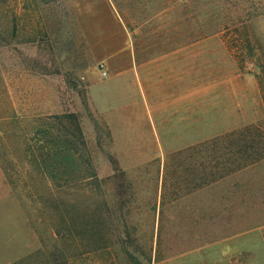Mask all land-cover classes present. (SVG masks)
Segmentation results:
<instances>
[{
    "label": "rangeland",
    "instance_id": "1",
    "mask_svg": "<svg viewBox=\"0 0 264 264\" xmlns=\"http://www.w3.org/2000/svg\"><path fill=\"white\" fill-rule=\"evenodd\" d=\"M128 1L0 0V196L39 237L28 256L264 264V159L209 183L178 154L264 133V0H155L153 20Z\"/></svg>",
    "mask_w": 264,
    "mask_h": 264
},
{
    "label": "trees",
    "instance_id": "2",
    "mask_svg": "<svg viewBox=\"0 0 264 264\" xmlns=\"http://www.w3.org/2000/svg\"><path fill=\"white\" fill-rule=\"evenodd\" d=\"M53 118L61 119L62 117ZM68 121L71 128L61 126L62 123L58 120L57 124L61 129L55 130L54 133L55 149L66 153L77 152L71 143V139L77 138L83 144L82 135L77 122L75 120ZM178 154H183L186 156L185 158L193 161L195 158L201 157L202 162L206 164V166L202 165V179L211 183L264 159V133L258 126H249L239 131L230 132L221 138L207 140ZM214 161H216L215 165H212ZM19 264H33L32 256H28Z\"/></svg>",
    "mask_w": 264,
    "mask_h": 264
},
{
    "label": "crops",
    "instance_id": "3",
    "mask_svg": "<svg viewBox=\"0 0 264 264\" xmlns=\"http://www.w3.org/2000/svg\"><path fill=\"white\" fill-rule=\"evenodd\" d=\"M130 7L125 11V18L143 17L155 19V0H129ZM140 3V6H138ZM132 4L137 7L131 9ZM147 7V11L141 10ZM142 5V6H141ZM148 27V26H146ZM154 28V27H151ZM2 181L0 175V182ZM41 247L35 230L26 222L18 201L11 195L0 196V264H13L31 255Z\"/></svg>",
    "mask_w": 264,
    "mask_h": 264
},
{
    "label": "built area",
    "instance_id": "4",
    "mask_svg": "<svg viewBox=\"0 0 264 264\" xmlns=\"http://www.w3.org/2000/svg\"><path fill=\"white\" fill-rule=\"evenodd\" d=\"M101 75H102L103 77H105V76H106V72L103 71Z\"/></svg>",
    "mask_w": 264,
    "mask_h": 264
}]
</instances>
